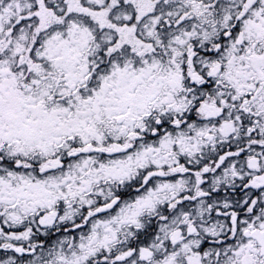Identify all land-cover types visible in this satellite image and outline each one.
Instances as JSON below:
<instances>
[{
	"label": "snow or ice",
	"instance_id": "obj_1",
	"mask_svg": "<svg viewBox=\"0 0 264 264\" xmlns=\"http://www.w3.org/2000/svg\"><path fill=\"white\" fill-rule=\"evenodd\" d=\"M0 264H264V0H0Z\"/></svg>",
	"mask_w": 264,
	"mask_h": 264
}]
</instances>
